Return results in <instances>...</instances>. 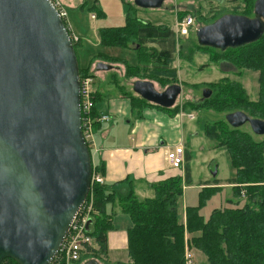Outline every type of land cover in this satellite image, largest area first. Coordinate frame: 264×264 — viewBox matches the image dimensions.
Instances as JSON below:
<instances>
[{
    "label": "water",
    "instance_id": "water-1",
    "mask_svg": "<svg viewBox=\"0 0 264 264\" xmlns=\"http://www.w3.org/2000/svg\"><path fill=\"white\" fill-rule=\"evenodd\" d=\"M134 3L155 9L164 0ZM253 14L225 15L197 28L196 42L219 51L254 44L264 35V0H256ZM73 46L51 0H0V264H51L90 194L93 161L82 135ZM95 69L114 68L100 62ZM132 85L138 98L165 110L182 94L177 84L162 92L147 80ZM211 93L205 89L202 100ZM224 120L264 136V121L244 112Z\"/></svg>",
    "mask_w": 264,
    "mask_h": 264
},
{
    "label": "trees",
    "instance_id": "trees-1",
    "mask_svg": "<svg viewBox=\"0 0 264 264\" xmlns=\"http://www.w3.org/2000/svg\"><path fill=\"white\" fill-rule=\"evenodd\" d=\"M125 6L128 11L126 25L120 28L101 29L99 32L101 43L117 47L136 46L133 50L139 54L140 67H130L123 62L128 76L133 74L139 77L142 74L143 78L163 86L177 81L178 70L173 66L175 62L173 56L177 45L181 50L184 43H180L175 32L166 26H155L135 19L131 13V6L128 4ZM94 10L103 16L97 7ZM189 14L191 12H181L178 15L179 21ZM73 44L76 52L81 44L79 41L76 44L73 41ZM220 52L226 58H232L233 67L238 70L258 72L259 98L255 102L249 101L238 82L222 78L213 84L214 93L211 98L204 100L198 107H196L198 104H194L192 108L215 113H234L240 110L254 119L264 121V35L254 44ZM95 60L120 62L104 57ZM89 72L90 69H80L79 74L81 77L92 76ZM122 96L130 100L133 113L137 108L148 106L180 113L178 107L165 110L138 96L127 93H123ZM99 100L98 98V101H95V109L92 111L95 117L100 116L97 106ZM226 123L218 124L219 132L216 126L206 125L204 134L216 144H222L220 148H225L229 155L235 173V177L228 181L233 194V200L230 201L232 207L211 211L208 220L201 215L200 210L210 193L222 189L219 187L220 183L214 180L212 183L203 184V187L207 188L200 191L198 206L187 207L184 213L185 223L182 222L178 214L179 200L184 195V187L192 185L188 166L184 169V177L173 176L152 185L154 198L143 202L137 199L135 185L129 180L125 181L126 192L110 190L106 184L94 186L92 194L88 196V201H93L89 231L94 245L87 247L86 255H99L105 260L108 253V234L114 229L113 216L119 208L132 222L131 228L127 230L126 241L127 256L131 264H185L187 249L189 251L194 249L206 257L205 263L198 264H264V141H255L250 134L240 130L241 128L225 129V125H228ZM99 124H93L94 131ZM220 134L224 138H220ZM189 160L190 155L187 153L184 161L189 163ZM93 169L103 176L101 166L93 165ZM243 195L244 200L241 199ZM2 264L17 263L5 259Z\"/></svg>",
    "mask_w": 264,
    "mask_h": 264
},
{
    "label": "rangeland",
    "instance_id": "rangeland-1",
    "mask_svg": "<svg viewBox=\"0 0 264 264\" xmlns=\"http://www.w3.org/2000/svg\"><path fill=\"white\" fill-rule=\"evenodd\" d=\"M57 1L61 3L63 8L65 7L62 0ZM77 1H82V3L84 2L85 4L77 9L66 7V21L71 23H69L71 29L70 34H73L75 38V40H73L74 43L76 44L79 41L81 44L80 48L76 51L80 69H90L89 73H91L92 77L95 79L93 85L96 90L95 99L98 101L100 95L103 99V102L98 103L97 106L101 111L107 112L109 106L108 103L111 100L110 98L117 99L116 97H120L123 93L137 96L133 93L132 83L137 80L148 81V79L143 78L142 74L139 77H136L133 74L128 76L126 72L127 69L124 63L130 67H140L139 54L137 51L133 50L136 46L129 45L127 47H117L107 46L101 43L99 34L101 29L120 28L126 25L128 11L126 10L125 4L130 1ZM188 1H190V3H197V6L203 5L204 7L205 5V0H164V3H162L163 5L155 9H142L135 6V3H130V9L132 16L135 19H138L141 22L143 21L144 23H151L155 26H166L176 33L175 10H177L178 6L180 9L181 5H185ZM211 2L210 5H207L209 7H206L205 5L202 10L197 9V6H193L194 4H192L191 8L183 6L181 9L191 12V16L198 17L197 22L199 28L210 25L225 15H240L254 18L253 13L256 0H211ZM94 5L97 8L100 7L101 12L104 11L103 16L97 14V11L94 10ZM92 16H94V18H92ZM180 41V43H184V48H181L180 50V46L177 45L176 52L173 56L175 57L173 66L178 70L177 81L165 86L156 82H153V84H155L156 89L160 92L164 91L171 85H180L182 87V94H180L174 108L178 107L180 112H184L186 115L191 114L195 118V121H190L187 118H184L185 126L182 129L181 134V144L184 146L183 148H186L185 151L187 150L191 159L189 160V163L184 162L181 170L183 172L186 166L189 167L192 185L190 187H184V195L179 200L178 214L179 218H183V212L187 207H197L200 191L207 188L200 186L208 182L212 183L216 180L220 183L219 187L222 189L217 190L215 193H210L209 198L206 199V203L200 210L204 219L208 220L211 211L232 207L230 201L233 200V194L232 189L228 187V181L235 177V173H233L234 170L231 167L229 155L225 148H220L222 144L217 143V146L214 141L208 139L204 134L206 125H208V127L216 126V130L219 132L218 124L220 122L226 123V120L224 119L229 113H215L214 111H208L196 107L204 102V100H202L203 90L211 89L213 91V84L218 83L223 77H229L231 80L240 82L243 86L246 97L248 99H256L259 91L257 80L259 74L258 72L245 69L238 70L236 67H234L236 70L234 71L231 66L227 67L222 62H228L233 65L232 58H226L225 55L218 50L200 48L196 42L197 38L195 33H192L189 38H182ZM99 57H104V59L110 60H119L120 62L95 60ZM100 62L109 64L113 66L114 69L107 72H97L95 67L96 64ZM97 96L99 97L97 98ZM194 104H198L195 107L196 109L192 108ZM139 115L140 113L137 110L133 116L121 114V116L118 115V117H114L111 115L110 123L106 125L113 136L121 134L123 137H128L129 141H131L132 137L135 138L133 135H129L132 127L131 123H135V120ZM222 128L224 130V126ZM229 128V125H225V129ZM240 130L250 134L257 142L264 141V136L254 135L250 132L251 129L249 126H244ZM220 138H224V136L220 134ZM94 150L95 149L89 150V152L92 156V165L97 167L100 166L99 164L101 160L100 155L94 152ZM177 171L179 172L180 170ZM213 172L217 173L215 177L212 174ZM141 186H143V184H137L138 188ZM93 188L94 186H92L90 194H92ZM145 188L146 187L142 188L143 194L142 191H139L137 194L139 201L143 202L151 197L149 191ZM125 189H123L124 192H126ZM243 197L244 195L241 199H243ZM113 217L114 227L118 232H125L128 228H131V220L126 214L118 212ZM190 253L193 254L195 263L206 262V257L201 253H197L194 249L190 250ZM102 258L99 257V255L95 256L93 254H88L82 256V260L76 264H88L93 260L97 261L99 264H116L117 262L122 264L128 263V256L125 250L110 251L108 255L109 260L107 262ZM57 264L72 263H67L66 261L59 263L58 261Z\"/></svg>",
    "mask_w": 264,
    "mask_h": 264
},
{
    "label": "crops",
    "instance_id": "crops-1",
    "mask_svg": "<svg viewBox=\"0 0 264 264\" xmlns=\"http://www.w3.org/2000/svg\"><path fill=\"white\" fill-rule=\"evenodd\" d=\"M62 1L65 5V9L66 7L77 9L78 7L85 4L84 2H78L77 0ZM128 1L130 2H126V4L130 6V3H134L135 0ZM204 3L206 7H209L207 5H210L212 2L211 0H205ZM192 4H194L193 6H197V3H190V1H188V3H185V5H181L180 9L179 6L177 7V10H175L176 24L179 21L178 15H180L181 12L186 11L181 8L183 6L191 8ZM204 7L203 5H199L197 6V9L202 10L204 9ZM98 11L100 12V7H98ZM102 13L104 14V11ZM66 23L68 25L71 24L69 21H66ZM148 81H151L152 84L153 82H155L149 79ZM116 98L117 99L110 98L111 100L108 103V113L103 112L101 111V109H99V114L109 115L110 120L112 117L111 115H113L114 117H118V115L121 116V114L133 116L136 110L133 113L130 100L127 98H123L122 95ZM99 99V103H102V96L99 97ZM137 111H139L140 115L135 120V123H131L132 127L129 135H133L135 137H132L131 141H129L128 137H123V135L121 134H118V136H113L110 129L106 125L110 123V121L100 123V126L96 127V130L94 131V139L99 150L98 154L100 155L101 160L99 165L103 168L102 178H104L105 184L110 187V190L121 191L125 189V187L127 186V182L125 181L129 180L132 181L135 185L134 190L138 200L139 198L137 194L139 191H142V188L144 187H146L145 189H147L149 191V194L151 195L149 199H153L155 193L153 189H151L152 185H156L169 177L178 175L184 177V171L182 172V170H180L178 172L177 170L170 167L169 163L167 162V154L172 150L173 147L181 144L182 129L185 126L184 118H187L190 121H195V118L194 116L193 118H191V114L186 115L184 112H180L177 114L159 110L154 107H144L141 109H137ZM187 153L188 152L186 150L185 155ZM137 184H143V186L138 188ZM200 187H203V185H201ZM118 212L122 211L117 208L116 213ZM184 213L185 210L182 215L183 218L179 219L185 223ZM126 241L127 230L125 232H118L114 227L113 231L109 232L107 242L108 253L105 256L106 262L109 260L108 255L112 250H125L128 255ZM116 264L122 263L117 262ZM127 264H131L129 256Z\"/></svg>",
    "mask_w": 264,
    "mask_h": 264
},
{
    "label": "built area",
    "instance_id": "built-area-1",
    "mask_svg": "<svg viewBox=\"0 0 264 264\" xmlns=\"http://www.w3.org/2000/svg\"><path fill=\"white\" fill-rule=\"evenodd\" d=\"M55 9H57L63 22L67 20L66 9L63 8L61 3L57 0H51ZM94 18V16H93ZM198 17L197 16H186L183 20L178 21L176 24V38L180 41L182 38H188L191 33L196 32L198 27ZM67 24V23H66ZM67 29L71 32L69 25L67 24ZM72 40H75L73 34ZM95 79L91 75L86 77L80 76V91H81V120H82V135L83 139L87 143L89 150H94V152L99 153L94 139V126L95 123H105L110 121L109 115H100L95 117L93 112L95 109L96 101V90L94 89ZM193 118V116H191ZM182 144L177 145L172 148L167 154V162L172 169H181L184 165L185 160V148ZM92 186H102L105 185L104 178L93 169L92 173ZM91 192V191H90ZM88 201V199H87ZM83 204V208L79 212L78 216L68 231V235L62 244L61 250L58 255L54 258L51 264L63 263H79L82 260V256L86 255L87 247H93V239L90 236V228L88 226L89 221H91V216L93 214V201L90 200ZM185 264H193L194 256L187 249L185 252Z\"/></svg>",
    "mask_w": 264,
    "mask_h": 264
},
{
    "label": "flooded vegetation",
    "instance_id": "flooded-vegetation-1",
    "mask_svg": "<svg viewBox=\"0 0 264 264\" xmlns=\"http://www.w3.org/2000/svg\"><path fill=\"white\" fill-rule=\"evenodd\" d=\"M255 16V15H254ZM222 63H224V65H226L227 67L228 66H231V68L232 69H234V71H236L235 70V68L234 67H232L233 65H231V64H229L228 62H222ZM220 68V67H219ZM238 76V75H237ZM223 78H228L230 81H234V80H231V78H229V77H223ZM234 82H238V81H234ZM240 85H241V83L240 82H238ZM259 84V83H258ZM242 86V85H241ZM242 88H243V86H242ZM205 90V89H204ZM203 90V91H204ZM209 90H211V89H209ZM244 90V89H243ZM212 91V90H211ZM212 93H213V91H212ZM212 93H211V95H212ZM202 97H203V95H202ZM258 98H259V93H258V95H257V98L256 99H248L249 101H251V102H255V101H257L258 100ZM245 113V112H244ZM246 114V113H245ZM248 115V114H247ZM249 116V115H248ZM250 117V116H249ZM251 119H254V118H252L251 117ZM246 126H249V125H246Z\"/></svg>",
    "mask_w": 264,
    "mask_h": 264
}]
</instances>
